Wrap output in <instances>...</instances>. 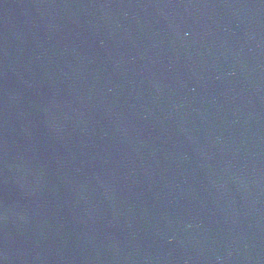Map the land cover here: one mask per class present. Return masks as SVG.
I'll use <instances>...</instances> for the list:
<instances>
[{
    "label": "water",
    "instance_id": "95a60500",
    "mask_svg": "<svg viewBox=\"0 0 264 264\" xmlns=\"http://www.w3.org/2000/svg\"><path fill=\"white\" fill-rule=\"evenodd\" d=\"M0 264H264V0H0Z\"/></svg>",
    "mask_w": 264,
    "mask_h": 264
}]
</instances>
